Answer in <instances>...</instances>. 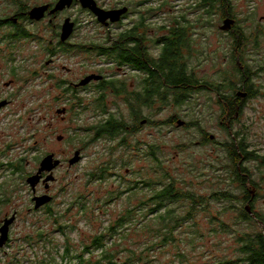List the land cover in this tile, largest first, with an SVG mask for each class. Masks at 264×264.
<instances>
[{
  "label": "rangeland",
  "instance_id": "obj_1",
  "mask_svg": "<svg viewBox=\"0 0 264 264\" xmlns=\"http://www.w3.org/2000/svg\"><path fill=\"white\" fill-rule=\"evenodd\" d=\"M192 1L149 3L152 6L163 2L164 7L148 12L144 5V12H130L123 19V26L116 30H131L143 19L146 43L157 57L163 51L155 39L167 35L176 22L183 28L189 39L184 47L191 53L184 57V66L194 80L206 87L193 88L187 100L182 96L176 107L162 104L158 108L138 109L124 103L117 94L97 88L75 93L66 91L71 89L67 84L54 87L57 81L78 82L97 67L110 69L111 77H121L122 71H126L129 91L137 89L135 71L122 67L118 72L115 59L109 64L93 49L85 50L86 44L101 43L97 40L106 38L107 32L93 15L76 10V54L66 53L58 60L72 71L58 69L59 77H43V83L40 78H32L26 94L27 107L16 109V121H0V162L4 165L9 161L21 169L0 168V219L6 212L17 211L9 240L0 248V264L77 263L74 257L82 246L127 213L129 220L107 239L122 264H217L238 260L243 257V234H264V0H228L235 18L233 32L219 28L223 22L222 7L216 6L212 14L202 7L187 11L184 7ZM240 35L243 42L236 51L235 41ZM237 55L244 70L251 72L248 86L256 92L250 98L238 99L243 105L234 116L229 102L220 94L232 101L238 91L225 87L237 78L241 80ZM220 83L224 86L216 91ZM238 85L243 88V84ZM161 96L172 102L179 98L167 92ZM63 107L66 112L61 120L55 110ZM137 111L139 115L135 117ZM110 115L134 127L124 136V142L121 136L95 138L94 127ZM173 117L185 121V125L179 127L170 122ZM144 118L150 122L139 124ZM235 133L257 155L241 163L249 178L244 186L233 176V164L225 146L235 138ZM58 135L63 139L58 140ZM76 150L81 151L82 157L69 165ZM48 153H55L63 161L54 170L56 179L50 185L53 202L50 210L28 212L32 193L26 178ZM164 174L171 177L178 189L194 194L195 201L179 200L168 205L177 217L191 207L194 213L192 219L184 218L174 224L171 232L162 225L164 208L150 211L154 191L169 181L163 178ZM215 193H227L229 198L220 195L216 199L212 196ZM247 193L252 197L250 202L246 200ZM246 205L254 217L261 219L252 217ZM243 213L251 219L244 220ZM33 226H42L50 233L54 241L51 251L34 252L21 242ZM66 247L70 249L68 255ZM130 251L135 253L134 258ZM99 252L93 249V257Z\"/></svg>",
  "mask_w": 264,
  "mask_h": 264
},
{
  "label": "flooded vegetation",
  "instance_id": "obj_2",
  "mask_svg": "<svg viewBox=\"0 0 264 264\" xmlns=\"http://www.w3.org/2000/svg\"><path fill=\"white\" fill-rule=\"evenodd\" d=\"M184 1L185 0H183V2ZM224 1L225 5L222 6L225 14V16H223V21L227 17H231L235 20L231 15L232 13L228 0ZM84 2L86 5L89 3L88 0H85ZM155 2H157V0H92L90 3L91 7H94L99 13H101V17H103V15H106L107 17L100 21L98 15L94 13V10L83 6L82 0H0V121H16V109H25L27 107L26 94L29 92V81H31L32 78H40L43 83V77L46 79L50 77H59V74L57 73L58 69L62 72L65 71L68 73L72 71V68L61 63L59 64L58 60L62 59L66 53L76 54V32L79 26L78 21L76 20V10L85 11L93 15L97 19V23L107 32L106 38L97 40L101 43L93 42L91 44H86L84 45V47H87L85 50L89 51L93 49L97 56L102 58V61H106L109 64L112 62L110 60L115 59V65L117 66L118 72L122 67L131 68L132 71L136 72V76L134 77H136L138 82L137 89H134L135 86H132L131 88L134 90L129 91L130 89L126 80L128 73L126 71H122L121 77H111L108 75L110 69H97V67L91 74L101 75L102 77L99 79H92L83 86H76V81L62 80L60 82L57 81V85L54 87L58 88L67 84L71 89L67 88L68 90H65L71 92L74 91L75 93L79 89H90L91 87L97 88L100 91H105V93L111 92L117 94L118 97L122 98L124 103L128 102L138 109L142 106H157L158 108L162 104L176 107L178 104H181L180 101L182 96L187 100V97H189L193 88L204 89L206 87L205 85L196 80L193 81L192 74L187 72L186 68H181L183 71L182 73L185 74L189 83H181L178 85L165 83L163 86L164 89H161L165 90L163 92H167L170 95L176 94L179 98H174V101L172 102V99L163 98V96H161L163 95V92L160 91L153 94V97L150 96V98H146L145 87L150 83V79L148 80L147 78H149V76L154 77L156 71L160 72L161 69H159V67L155 68L154 64L162 59L163 52L160 51V54L157 55V57H154V55L151 54L152 52L149 50V45L146 43L147 38L143 30V23L135 24L138 25V37L133 39H130V36H128L130 30L121 31V33H118L116 30L123 26L121 23L130 12H144V5L149 8L148 12L149 10H158L157 8L164 7L163 2L157 5H148L149 3ZM202 5L203 0H193L192 2H189L188 7L185 5L186 7L184 8L187 11H197L200 10L201 7L203 10H207V6ZM123 8H126L124 14L119 15L117 11ZM234 25L235 23L232 28L226 30V32H233ZM155 42L156 45H161V50L163 51L166 45L165 40L160 37L156 38ZM115 45H119L117 49L121 48V50L125 52L124 58L117 59L118 57L111 55L110 52H112V50L115 51ZM180 50H183L181 54ZM179 54L180 57H183V59H180V62H185L184 57H189L191 54L190 49L180 46ZM235 60L238 67L244 70V66L240 64L238 55L235 56ZM175 65L177 66V63ZM145 67H147V69ZM162 68L164 73L170 72L167 70V67L163 66ZM155 82L156 85H159L158 81L155 80ZM196 82H198L197 85H195ZM243 88L236 91L237 96H239V92L243 93L244 96L237 97L235 100L237 112L234 116L238 113L240 106L243 105V102H239L238 99L242 100L245 97L250 98L256 92L253 89L251 91H245ZM131 94H138V99H133ZM218 98L220 99L219 95ZM45 103H47V101H45ZM58 109L62 108H57L55 110L56 115H58L56 117H59L60 115V119L64 120L65 113L62 115L57 113ZM178 120L181 119H175L174 117L169 119V121L175 123ZM140 121H145V123H147L149 119L144 118ZM244 160L242 158L239 161L238 168L240 172L242 167L241 163ZM62 164L63 161L58 167L62 166ZM2 166L12 170L21 171L20 168L9 161L4 165L0 162V168ZM55 169L52 171L53 174ZM241 174L247 175V173L242 172ZM43 175L45 177L47 173H44ZM40 186H42V189H40ZM50 188L47 191L43 183L40 182L36 186V194L42 195L48 192L53 196ZM31 193L33 196L32 190ZM32 196V207L27 209L28 212L48 210L53 202L52 199L50 203L41 206L38 210H34ZM251 199L252 197L250 195V198L247 201L250 202ZM247 212L250 214L249 210H247ZM13 213H16L17 219L16 210H13L12 213L6 212L0 219V225L6 217L11 216Z\"/></svg>",
  "mask_w": 264,
  "mask_h": 264
},
{
  "label": "trees",
  "instance_id": "obj_3",
  "mask_svg": "<svg viewBox=\"0 0 264 264\" xmlns=\"http://www.w3.org/2000/svg\"><path fill=\"white\" fill-rule=\"evenodd\" d=\"M225 5L224 0H203L202 6H207L206 12L209 14H212L215 10V7H222ZM223 16L225 14L223 13ZM143 23V19L139 24ZM138 25H135L132 30H130L129 38L133 39L138 37ZM234 35V34H233ZM235 36V35H234ZM165 40V47L163 49L162 53V59L159 62H155V68L159 67L160 72H155L154 77L147 78L150 79V83H148L147 87H145V94L146 98H150V96L153 97V94L159 91V89H164V84H171V85H178L183 83H189L187 77H185V74L182 73V69H185L184 62H180V54L177 48L179 46L184 47L186 40V35L184 34L183 28L179 25L178 22L175 23L170 28V32L163 37ZM243 42V39L240 35V37L236 38L235 41V48L239 47ZM164 43V41H163ZM119 45H115V51L112 50L111 55L118 57L117 59L124 58V51L120 49H117ZM177 63V66L175 65ZM147 66V65H146ZM167 67L170 72L164 73L162 67ZM147 69V67H145ZM182 68V69H181ZM150 70V69H148ZM238 73L241 74V80L239 82L238 78L234 80V83L227 84L225 87L231 88L233 91L236 89H241V87L238 85L239 83L243 84V87H246V90H252L250 86H248L249 82L251 81V72L246 69L242 70L238 67L237 70ZM237 77V75H236ZM156 81H158L159 85H156ZM186 80V82H185ZM194 81V78H193ZM224 83V82H222ZM220 83V85L216 86V91H220V88L224 85ZM132 95V94H131ZM220 96L229 102L228 107L233 109L234 113L236 111V102L237 95H233V100L231 101L230 98L226 99L225 95ZM133 99H138V94L132 95ZM104 106H102V111H105L103 109ZM138 113H135V117L139 115ZM141 121H139L140 124ZM150 122V121H149ZM171 122V121H170ZM95 130V138L100 137H117L121 136L123 137L121 139V142H124L125 138L124 136L128 134L129 132L134 130V127L129 126L125 121H118V119L112 115L109 116L108 119L99 122V124L94 127ZM225 146L227 147V151L229 153V157L231 159V162L233 164V176L241 183V185H245V183L248 181L247 175H242V173H247L244 167H241V172L239 170V161L243 158V160H251L257 158V155H255L254 151H250L247 147V145L244 143V141L239 138V133H235V138H233L230 142L226 143ZM103 170V169H102ZM100 170V171H102ZM99 178L100 175H99ZM163 178L169 179L167 183H162V186L160 189H156L153 193V197L151 198V201L154 202V206L150 208L151 212L160 210L164 208L165 213L161 214V219L165 221V224H162L165 226V229H168L171 232V227L174 224H179L180 220H184V218L192 219L194 217V213L192 211V207L187 211L185 215H182V217H177L173 215V209L170 208L168 205L174 202H178L179 200H189L194 201V194H191L189 192H184L181 189H178L174 183L171 177L167 174H164ZM135 187H131L129 190L135 189ZM222 196V198H229L227 193H221V194H214L212 195L214 198H218ZM250 195L247 193L246 200H249ZM50 213H53L52 211H49ZM249 213V212H248ZM128 214V213H127ZM127 214H124L119 217L118 221L111 224L109 228H107L105 231L95 235L91 242L85 243L82 246L81 252L76 256L75 260L77 259V263L74 264H122L121 259H119V256L115 254L114 251L110 249V244H108L107 239L108 236L113 235L114 233L118 232L119 229H121L124 224L129 220V217ZM244 220H250L251 218L247 213H243ZM252 216V215H251ZM253 217V216H252ZM256 218V216L254 217ZM257 218L261 219L258 215ZM256 218V219H257ZM61 224H59V227ZM61 231H64V227L61 226ZM243 245L240 249L241 255L243 256L241 259L238 260H226V261H219L217 264H237V262H244L245 264H264V234L261 232H258L256 234H250L245 233L243 234ZM241 237H239L238 240H240ZM21 242L23 244L28 245L34 252L40 251L42 254L45 252L51 251L53 239L51 238V235L49 232L45 231L44 228L33 226L27 233L23 235L21 238ZM56 248V247H55ZM93 249H98L100 252L96 258L93 257L92 251ZM66 251V254L68 255L70 253L69 247L64 249ZM131 252V257L134 258L135 253L133 251ZM39 253V252H38ZM35 253V254H38ZM88 254L85 256V254ZM63 257H65V254H63ZM37 264H47L46 262L40 261ZM72 264V263H69Z\"/></svg>",
  "mask_w": 264,
  "mask_h": 264
},
{
  "label": "water",
  "instance_id": "obj_4",
  "mask_svg": "<svg viewBox=\"0 0 264 264\" xmlns=\"http://www.w3.org/2000/svg\"><path fill=\"white\" fill-rule=\"evenodd\" d=\"M83 1V6L86 8H91L92 10H94L95 14L98 15V18L101 20H104L106 17V15H103V17H101V13H99L94 7H91L90 3L92 2V0H88L89 3H87L88 5H86V3ZM126 8H123L121 10H118L117 13L119 15L124 14ZM103 18V19H102ZM113 20H117V19H113ZM235 23V20L231 17H227L224 19L223 24L220 26V29L223 31L229 30L232 28L233 24ZM102 76L99 74H89L87 76H85L84 78L80 79L77 83L76 86H83L85 84H87L90 80L92 79H99ZM239 96L243 97L244 94L243 93H238ZM66 112L65 108L62 109H58L57 113L59 114H64ZM140 123H145V121H141ZM177 126L182 127L185 124V121L182 120H178L176 122ZM214 136L211 135L210 138L212 139ZM58 140H62L63 136L62 135H58L57 136ZM81 151L80 150H76L73 157H71L68 160L69 165H73L75 163H77L78 161H80L81 159ZM62 163V161L59 158H56L54 153H48L46 154L39 162V167L37 168V170L30 174L27 178H26V182L28 184V186L30 187V189L33 192V196H32V202L34 203L33 205V209L34 210H38L41 206H44L48 203L51 202V200L53 199V196L51 194H49L48 192L42 194V195H37L36 194V186L41 182L43 183L45 189L48 191L50 188V183L55 181V176L53 174V169H55L56 167H58L60 164ZM44 173H47V175L44 177ZM246 210L250 211V215H252L254 217V214L251 212L249 205H246L245 207ZM16 220V213H13L11 216L6 217L2 224L0 225V248H2L8 241L9 238V230H10V226L12 225V223H14V221Z\"/></svg>",
  "mask_w": 264,
  "mask_h": 264
}]
</instances>
